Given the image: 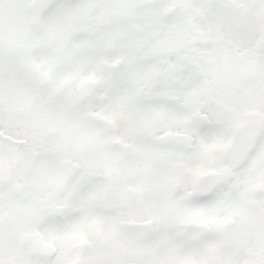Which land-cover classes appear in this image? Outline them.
Instances as JSON below:
<instances>
[{"label": "snow or ice", "instance_id": "obj_1", "mask_svg": "<svg viewBox=\"0 0 264 264\" xmlns=\"http://www.w3.org/2000/svg\"><path fill=\"white\" fill-rule=\"evenodd\" d=\"M0 264H264V0H0Z\"/></svg>", "mask_w": 264, "mask_h": 264}]
</instances>
